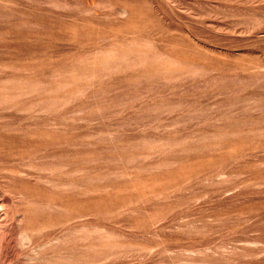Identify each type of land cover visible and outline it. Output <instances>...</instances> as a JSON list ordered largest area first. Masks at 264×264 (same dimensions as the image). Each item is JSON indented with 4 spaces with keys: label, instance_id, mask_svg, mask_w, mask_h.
<instances>
[{
    "label": "rangeland",
    "instance_id": "374dc122",
    "mask_svg": "<svg viewBox=\"0 0 264 264\" xmlns=\"http://www.w3.org/2000/svg\"><path fill=\"white\" fill-rule=\"evenodd\" d=\"M0 264H264V0H0Z\"/></svg>",
    "mask_w": 264,
    "mask_h": 264
}]
</instances>
